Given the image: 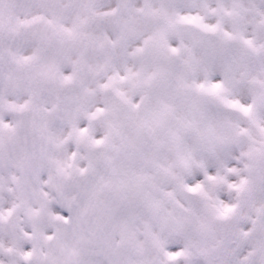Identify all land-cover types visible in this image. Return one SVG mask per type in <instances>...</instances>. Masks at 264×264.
Returning a JSON list of instances; mask_svg holds the SVG:
<instances>
[{"label":"snow or ice","instance_id":"1","mask_svg":"<svg viewBox=\"0 0 264 264\" xmlns=\"http://www.w3.org/2000/svg\"><path fill=\"white\" fill-rule=\"evenodd\" d=\"M0 264H264V0H0Z\"/></svg>","mask_w":264,"mask_h":264}]
</instances>
